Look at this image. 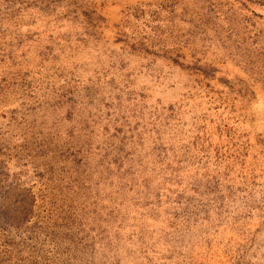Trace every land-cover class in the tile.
<instances>
[{
  "label": "rangeland",
  "instance_id": "374dc122",
  "mask_svg": "<svg viewBox=\"0 0 264 264\" xmlns=\"http://www.w3.org/2000/svg\"><path fill=\"white\" fill-rule=\"evenodd\" d=\"M0 264H264V0H0Z\"/></svg>",
  "mask_w": 264,
  "mask_h": 264
}]
</instances>
